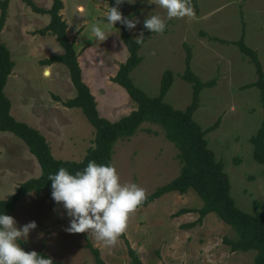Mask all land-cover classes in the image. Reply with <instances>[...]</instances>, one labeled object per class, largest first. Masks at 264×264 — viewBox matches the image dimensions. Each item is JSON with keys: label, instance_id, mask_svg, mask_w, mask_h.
I'll return each instance as SVG.
<instances>
[{"label": "rangeland", "instance_id": "obj_1", "mask_svg": "<svg viewBox=\"0 0 264 264\" xmlns=\"http://www.w3.org/2000/svg\"><path fill=\"white\" fill-rule=\"evenodd\" d=\"M63 1L65 12L61 14L72 32H68V37L74 42L77 56L82 57L86 48L79 41L83 42L93 22L107 24L108 6L116 5L111 0ZM130 2L125 0L119 7L124 17L135 12L131 19L139 23L129 32L134 40L140 32L144 34V20L149 15H158L166 23L163 34L153 33L143 44L144 60L133 71V82L148 96L156 97L164 73L171 70L174 83L165 101L177 110L186 109L191 103L192 85L181 75L189 46L193 72L204 83L215 81L212 88L203 90L194 119L205 130L219 122L206 140L217 161L224 164L238 207L252 215L264 211V166L254 160L250 141L260 128L264 112L260 90L244 88L257 80L256 69L238 46L218 41L237 42L243 37L246 45L256 51L264 69V0H197L196 5L192 4L194 18L172 19L154 0ZM30 3L42 9L48 5L46 0H13L1 39L15 63L5 88L12 103L11 113L46 137L55 158L81 161L93 144L94 128L80 109L63 106V100L76 94L69 70L59 63L47 68L41 61L46 54H63L64 49L54 35L35 34L45 28L51 16L36 13ZM96 41L99 48H105L104 43ZM126 48H116L121 60L122 54L129 57ZM98 96L99 108L112 120L130 113L134 107L131 102L112 107L108 96ZM177 155L178 149L166 139L159 125L144 123L135 136L116 143L112 166L121 184L135 183L148 196L179 176L181 165ZM41 173L37 159L25 143L12 133L0 132V200L9 198L19 185L40 177ZM190 191L193 193H169L148 207H138L114 247H106L87 233L66 232L70 218L48 189L41 195L27 194L9 216L18 228L35 221L36 229L27 240L20 239L18 243L30 252L44 251L58 264H96L86 238L100 250L106 264H131L126 241L143 264H254L255 251L231 252L223 244V239L233 237L234 233L214 214L192 228L186 225L196 223L198 213L176 216L183 208L196 209L203 204Z\"/></svg>", "mask_w": 264, "mask_h": 264}, {"label": "trees", "instance_id": "obj_2", "mask_svg": "<svg viewBox=\"0 0 264 264\" xmlns=\"http://www.w3.org/2000/svg\"><path fill=\"white\" fill-rule=\"evenodd\" d=\"M111 1L115 3V0ZM192 4L196 5L197 0H192ZM30 5L36 13L51 16L49 25L36 33L54 35L64 49L63 54L53 55L42 64L48 66L59 63L68 68L71 82L76 89V96L62 101L63 106L82 111L94 128V139L92 146L81 161L57 159L53 156L46 137L39 130L13 117L11 113L12 103L5 93V88L15 63L12 60L11 52L0 40V132H9L21 139L27 145L30 153L37 159L42 171L40 177L22 183L9 198L0 200V214L9 215L14 212L20 200L31 192L41 195L44 190H51L52 182L48 180V176L56 174L61 167L74 174L76 171H82L86 168L90 161H95L98 165L112 166L116 143L120 140L130 139L137 134L144 123H151L159 125L163 129L166 139L178 149L177 158L181 169L178 177L148 195L139 207H148L169 193L186 194L192 190L199 196L203 204L200 209L183 208L176 214V216L191 212L199 214V220L196 223L186 225V227L192 228L202 223L206 216L214 214L224 224L230 226L234 233L233 237H225L223 244L228 246L231 252L255 251L254 264H264V211H257L252 215L238 207L231 194L232 186L229 176L225 172L224 164L217 161L215 153L209 148L206 140L207 134L218 128L219 122L205 130L194 119V115L200 107L203 90L212 88L215 81L204 83L193 72L191 68L193 55L190 47L186 46V68L181 77L192 85V99L186 109L177 110L165 101V97L174 83V74L171 70L164 73L161 79L160 93L156 97L148 96L135 85L131 78V73L142 62L139 51L153 33L145 30L143 44H137L127 28L119 23L121 37L128 49L129 57L120 66L112 81L127 91L129 97L136 104V109L129 115L112 122L100 115L96 99L83 79L74 42L68 37L67 21L61 14L64 9L63 0H53V5L49 10L38 8L32 3ZM8 6L9 0H0V33L6 23ZM133 16H135V12L126 18L131 19ZM218 41L222 44L233 43L238 46L241 53L249 58L254 65L257 80L244 88L256 87L260 90V100L264 112V69L256 51L246 45L243 37L237 42ZM55 99L60 100L58 97ZM250 141L254 147V160L264 166V116L258 132L251 137ZM256 207H258L257 202ZM86 240L96 264H106L101 257L100 250L95 248L88 238ZM126 244L131 264H143L128 241ZM23 249L30 252L25 245H23ZM37 253L45 258L50 257L44 251ZM52 260L53 264H58L54 259Z\"/></svg>", "mask_w": 264, "mask_h": 264}, {"label": "clouds", "instance_id": "obj_3", "mask_svg": "<svg viewBox=\"0 0 264 264\" xmlns=\"http://www.w3.org/2000/svg\"><path fill=\"white\" fill-rule=\"evenodd\" d=\"M125 0H115L114 7L108 6L107 24L93 22L91 33L98 41H105V28L120 23L132 31L139 23L136 19H128L120 11ZM129 3L130 0H128ZM167 11V18H194L195 11L192 0H154ZM144 28L152 33L163 34L166 23L158 15H149L144 20ZM143 44L144 34L140 32L135 39ZM155 55V52L152 53ZM45 75H48L45 71ZM51 197L57 204H62L70 223L65 231L69 234L87 233L106 247H114L127 228L130 216L146 200V190L135 183L121 184L120 176L114 166L98 165L90 161L82 171L74 174L61 167L56 174H50ZM37 224L31 221L22 227L12 216L0 214V264H53V260L45 258L36 251L26 252L18 243L27 240L29 233Z\"/></svg>", "mask_w": 264, "mask_h": 264}, {"label": "crops", "instance_id": "obj_4", "mask_svg": "<svg viewBox=\"0 0 264 264\" xmlns=\"http://www.w3.org/2000/svg\"><path fill=\"white\" fill-rule=\"evenodd\" d=\"M9 1H10V4L8 6V8H9L8 9V17L11 15V2L13 0H9ZM46 1H47L48 5H46V7L44 9L49 10L52 6L53 0H46ZM63 2H65V1H63ZM64 7H65V5H64ZM61 12L64 13L65 10L63 9ZM45 15H48V14H45ZM50 21H51V19L49 20V23H50ZM7 22H8V20H6V24L0 33V40L2 39L4 32L7 28ZM49 23L45 26V28L49 25ZM67 24L69 25L68 26V32H70L71 25L68 22V20H67ZM102 24H101L102 27L104 25H106L105 22H104V25H102ZM119 29H120V27L119 26L117 27L116 25L114 27H106L104 29L106 32V36H108V38L105 41L101 42V43H104L106 45L104 49L99 48L97 46V41L95 39L96 37L91 33L90 30L84 34L83 42L79 41V43H82L84 45V47L86 48L84 50L83 56L78 57L79 64L81 66L82 73H83V79H84L85 83L89 86V88L91 89V92L96 99V103H97V107H98V111H99L100 115L103 118H105L109 121H112V122L117 121V120L121 119L122 117L129 115L133 110L136 109V105L134 104L132 99L129 97L127 91L123 87H121L120 85H118L112 81V78L116 76L120 66L123 63L121 65H118V64H120L122 61L125 63L127 58H128V57H125L124 54H122L123 60H121V55L119 54L118 50H116L117 47L125 46L124 42L121 39ZM70 33H72V32H70ZM35 34H38V33H35ZM142 49H143V47L140 49V52H139V55L141 58H142ZM98 52H100V53L98 54ZM127 52H128V50H127ZM50 57H51L50 54H46L45 58L41 62L43 63L44 61H46ZM143 60L144 59L142 58V61ZM48 67L51 68V65H48L47 68ZM134 77H135V72H132L131 78H134ZM94 87L98 88L99 91L96 90ZM75 93H76V89H75ZM100 93H102L105 96H108V101L110 100L112 107H119L121 102L122 103H126V102L130 103L131 102V104H133L134 107L132 108L130 113H127L125 115H122L119 118L112 120L109 118V115L102 113L101 109L99 108V96L98 95ZM75 96H76V94H75ZM66 100H63V101H66ZM189 192H191V191H189ZM191 193H193V192H191ZM201 207H202V205H201ZM200 208H196V209H200Z\"/></svg>", "mask_w": 264, "mask_h": 264}]
</instances>
